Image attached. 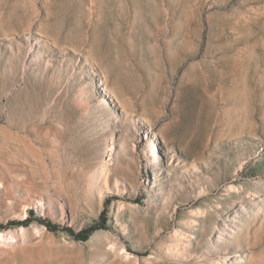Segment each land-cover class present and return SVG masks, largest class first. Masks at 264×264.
<instances>
[{"label":"rangeland","instance_id":"obj_1","mask_svg":"<svg viewBox=\"0 0 264 264\" xmlns=\"http://www.w3.org/2000/svg\"><path fill=\"white\" fill-rule=\"evenodd\" d=\"M0 232V264H264V0H0Z\"/></svg>","mask_w":264,"mask_h":264},{"label":"trees","instance_id":"obj_2","mask_svg":"<svg viewBox=\"0 0 264 264\" xmlns=\"http://www.w3.org/2000/svg\"><path fill=\"white\" fill-rule=\"evenodd\" d=\"M46 226L49 230H56V227L53 226L50 223H46ZM96 230V228H92L90 230L84 231L79 233L78 235H76L77 238L83 240V241H87L90 237V235L92 234V232H94Z\"/></svg>","mask_w":264,"mask_h":264},{"label":"bare ground","instance_id":"obj_3","mask_svg":"<svg viewBox=\"0 0 264 264\" xmlns=\"http://www.w3.org/2000/svg\"><path fill=\"white\" fill-rule=\"evenodd\" d=\"M149 138V137H148ZM114 145V144H113ZM154 156V155H153ZM149 157V156H148ZM152 161V160H151ZM159 161V160H158ZM153 162V161H152ZM155 169H157L158 168V165H155V167H154ZM108 189V188H107ZM109 192H110V190H109ZM4 234V233H3ZM2 234V232H0V239H2L3 237H4V235ZM4 239H5V237H4Z\"/></svg>","mask_w":264,"mask_h":264}]
</instances>
